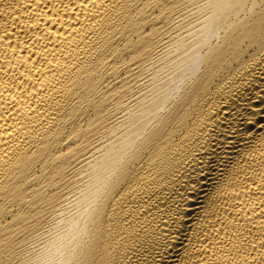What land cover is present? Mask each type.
<instances>
[{
	"label": "bare ground",
	"instance_id": "obj_1",
	"mask_svg": "<svg viewBox=\"0 0 264 264\" xmlns=\"http://www.w3.org/2000/svg\"><path fill=\"white\" fill-rule=\"evenodd\" d=\"M0 264H264V0H0Z\"/></svg>",
	"mask_w": 264,
	"mask_h": 264
}]
</instances>
